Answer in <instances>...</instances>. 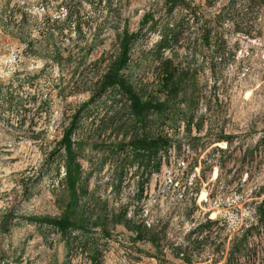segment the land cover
Listing matches in <instances>:
<instances>
[{
	"label": "rangeland",
	"instance_id": "374dc122",
	"mask_svg": "<svg viewBox=\"0 0 264 264\" xmlns=\"http://www.w3.org/2000/svg\"><path fill=\"white\" fill-rule=\"evenodd\" d=\"M125 33L163 111L105 86ZM261 228L264 0H0V264H264Z\"/></svg>",
	"mask_w": 264,
	"mask_h": 264
},
{
	"label": "trees",
	"instance_id": "16d2710c",
	"mask_svg": "<svg viewBox=\"0 0 264 264\" xmlns=\"http://www.w3.org/2000/svg\"><path fill=\"white\" fill-rule=\"evenodd\" d=\"M173 7L180 6L182 0H169ZM134 39V34L125 33L123 40L120 45V52L115 61L111 64L109 72L105 76V86L112 87L118 86L128 97L131 103L132 111L141 115L149 110L163 111L164 105L161 103H152V102H143L138 94L135 92L133 87L124 79L121 74L125 66L129 61V49L130 45ZM177 89V87L175 86ZM76 119L71 123V126L67 128L64 132V138L62 143L64 144L68 157H69V166L67 167V179L70 182L72 188L75 186V181L80 175V166L75 164L74 155H73V140L72 134L75 129ZM157 143L153 141L148 143L147 146H156ZM31 220L46 222L50 225L55 226L61 232H67L71 229L82 228L78 224L72 222L69 218L53 219V218H37L33 217ZM139 239H142V236H138Z\"/></svg>",
	"mask_w": 264,
	"mask_h": 264
},
{
	"label": "built area",
	"instance_id": "2783aa9c",
	"mask_svg": "<svg viewBox=\"0 0 264 264\" xmlns=\"http://www.w3.org/2000/svg\"><path fill=\"white\" fill-rule=\"evenodd\" d=\"M260 232H261V236H264V230H263V228L260 229Z\"/></svg>",
	"mask_w": 264,
	"mask_h": 264
}]
</instances>
